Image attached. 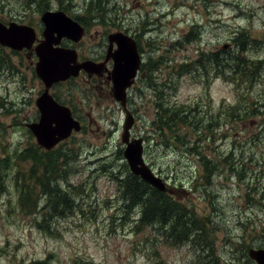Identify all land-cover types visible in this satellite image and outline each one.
Returning a JSON list of instances; mask_svg holds the SVG:
<instances>
[{
    "label": "rangeland",
    "instance_id": "374dc122",
    "mask_svg": "<svg viewBox=\"0 0 264 264\" xmlns=\"http://www.w3.org/2000/svg\"><path fill=\"white\" fill-rule=\"evenodd\" d=\"M89 1L63 0L61 7L52 2L48 9L61 8L70 17L82 16ZM109 3L111 15L106 12V25L96 23L100 20L96 17L90 21L92 27L80 43L85 54H95L93 48L104 35L101 32L129 30L136 37L140 35V45L148 53L146 58L159 66L157 73L150 75L151 83L156 79L161 86L173 80L176 90H165L171 101L198 104L204 126L208 120L218 124L213 137L209 132L204 133L210 142L203 137L199 142L201 154L218 161L219 170L204 182L199 180L201 169L196 156L184 150H164L157 145L154 128L149 125L155 118L153 93L135 92L129 105V111L134 114L132 136L145 135L148 141L144 148L145 162L168 186L182 190L180 197H175L179 203L188 206L198 220L205 222L206 228L210 225L214 228L216 259L202 257L200 264H255L247 253L251 248H264V107L259 108L260 114L254 118L225 125V113L219 114V109L224 100L234 105L238 92L231 83L214 78L215 69L220 75L227 69L223 62L215 67L212 60L208 62L211 66H208L207 82L203 75L175 77L172 71L187 60H197L199 52L204 57L215 51L224 54L230 50L236 54L233 44L238 32H243L248 36L246 57L255 64L262 62L259 78L253 82L249 96L264 105V0H109ZM33 4L0 0V22L38 27L42 13ZM97 10L103 12L102 8ZM189 34L195 35L191 42ZM220 56L222 59L223 55ZM23 60V65L18 66L21 73L0 72V106H4V109L0 107V143L19 149L37 144L25 127L28 123L25 113L30 107L24 106L25 111L17 118L12 113L15 109L12 103L21 104L26 95L23 84L29 86L26 90L33 101L41 87L37 78H31L29 61L25 57ZM85 87L80 91L77 84L70 83L57 88L66 104L85 118V130L57 146L62 153L69 154L68 186L82 185L84 189L77 201H82L80 209L73 208L67 216L53 219L52 233L46 235L34 225L33 217L16 209L17 193L11 182L5 180L8 197L0 194V264H29L46 258L52 264H75L78 260L95 264H196L195 254L187 244L174 246L165 239H157L155 250L150 242L152 230L133 232L132 221L121 214L118 179L130 173L120 138L125 113L110 100L106 90L90 89L91 93H86ZM245 87H241L243 94ZM227 154L232 159L224 163ZM26 162L27 167L33 165L30 158ZM230 165L233 172L229 171ZM243 169L245 174L241 179L232 176ZM59 184L62 186V182Z\"/></svg>",
    "mask_w": 264,
    "mask_h": 264
},
{
    "label": "trees",
    "instance_id": "16d2710c",
    "mask_svg": "<svg viewBox=\"0 0 264 264\" xmlns=\"http://www.w3.org/2000/svg\"><path fill=\"white\" fill-rule=\"evenodd\" d=\"M22 1L31 5L35 3L36 7L40 9V13L48 9L52 2L59 4V7L63 2V0ZM109 5V0H90L86 10H83L84 15L74 16V18L86 28L92 26L90 21H94V17L100 19L95 21L96 23L106 25V12L107 15H111L108 11ZM97 8H102L103 12L100 13ZM92 10L93 14H91ZM188 36L190 37L189 42L192 41L191 38L195 37L193 34ZM247 42L248 36L243 32H238L233 44L236 47V54L230 50L223 54V65L227 68L223 70V78L225 82L234 85L238 92V98L234 105L226 104L225 100L221 104L219 114L224 111L225 125L254 118L260 114L259 108L264 107L261 100L251 99L249 96L253 82L259 78L262 62L259 61L255 64L246 57ZM215 62L218 65L219 62ZM207 64L206 57L199 52L197 60H187L186 63L178 67V70H173L172 74L175 77L191 74L209 77L208 66H211V63ZM215 70L217 71V69ZM244 86H246L245 94L241 91V87L244 88ZM176 88V83H173V80H170L169 84L163 82L160 86V98L154 105L155 118L150 123L154 128V138L159 141L157 145L164 150H184V153L196 156L198 167L201 169L199 180L207 182L219 170L216 167L218 161L213 162L208 155L201 154L202 146H199V142L202 137L204 141L210 142V138L206 137L204 133L209 132L211 136L214 129L218 128V124L208 120L209 123L204 126V118L199 117L201 114L198 104L182 105L171 101L167 96L170 94L165 90L172 91ZM237 110L239 113H235ZM188 131L191 133L189 134ZM0 151V194L8 197L5 180L10 181L12 189L17 193L16 209L33 217L34 225L44 234L51 235L50 225L54 224L53 219L67 216L72 213L73 208L79 207L80 209L82 201H79L80 204L77 201L83 195L84 189L82 185L69 187L67 184L69 178L67 169L69 154L67 152L62 153L60 147L45 152L36 145L19 149L17 146L11 147L9 144L2 143H0ZM72 151L74 150L70 149V152ZM27 158L32 160L33 165H30L32 167L26 166ZM230 159H232L231 154L228 155V158L223 159V162H228ZM232 170L230 165L229 171L233 172ZM234 174L238 179H241L245 172L243 169L241 172H234L232 176ZM125 175L124 178L118 179V200L121 205V214H124L133 223V232L145 228L152 230L154 235L150 237L152 240H149L155 250L157 239H165L174 246L187 244L195 254L196 264H200L199 261L202 260V257L216 259L213 255L214 228L212 225L206 228L203 220H198L193 215V211H189L188 206L186 207L176 200L180 197L179 193L182 190L171 188L170 191L176 195V198L173 199L172 195L156 191L129 172ZM60 182H62V186L59 184ZM209 224H211L210 221ZM204 253H206L205 256H203ZM50 261L48 258L37 259L32 260L29 264H52ZM75 264L95 263L78 260Z\"/></svg>",
    "mask_w": 264,
    "mask_h": 264
},
{
    "label": "water",
    "instance_id": "95a60500",
    "mask_svg": "<svg viewBox=\"0 0 264 264\" xmlns=\"http://www.w3.org/2000/svg\"><path fill=\"white\" fill-rule=\"evenodd\" d=\"M40 21L43 25V40L34 47L37 57L34 70L44 86V92L35 100L40 115L38 121L27 124L26 127L40 148L51 150L60 142L68 139L72 132H79L81 127L79 122L72 117L70 109L54 101L48 94V89L70 77H76L82 69L91 71L93 67L88 62L76 64L74 51L59 47L62 39L77 43L82 38L84 31L77 22L61 11H46L40 16ZM108 40L110 43L112 41L117 43V50L112 55L113 98L124 107L125 91L136 76L140 59L131 38L120 33L109 35ZM34 41L35 34L32 28L16 23L4 25L0 22V45L2 47L21 51L25 48L29 49ZM132 126L133 116L126 113L121 143L125 147L123 158L130 172L151 188L159 192L171 193L166 183L145 163L142 140L140 138L129 139ZM247 254L255 264H264V248H251Z\"/></svg>",
    "mask_w": 264,
    "mask_h": 264
},
{
    "label": "flooded vegetation",
    "instance_id": "af4514ba",
    "mask_svg": "<svg viewBox=\"0 0 264 264\" xmlns=\"http://www.w3.org/2000/svg\"><path fill=\"white\" fill-rule=\"evenodd\" d=\"M32 27V26H31ZM92 27V26H91ZM34 29V34H35V41L34 43L30 46L29 49H22L21 51H16V50H12L6 47H2L0 45V52L2 53H6L5 57L2 56V54H0V72L5 71V72H11L14 74L17 73H21V70H19L18 66L19 65H23V58L25 57L26 60L29 61V67L30 70L32 72L31 74V78L35 77L37 78V80L39 81L40 84V89L37 93V95H40L41 93L44 92V86L42 84V82L39 80V78L36 76L35 74V70H34V65L37 62V58H36V54L34 51V47L36 45H38L40 43V41L43 40L42 37V31H43V26L39 23L38 27L33 26L32 27ZM86 28H85V34L86 33ZM123 33L125 36H129L131 38V40L135 43V47L137 50V53L140 57V63H139V67L136 73V76L134 77L132 84L130 85V87H128L125 91L126 93V99H125V105L124 107H122V105L115 101V99L113 98V91H112V69H113V58L112 55L115 53V51L117 50V43L115 41H112V43L109 42L108 40V35L109 34H105L101 35V40L100 42L97 44L96 48L94 49V55L90 54V55H86L85 51H83L80 48V43L83 41V39L79 42V43H74L72 41H69L67 39H62L59 43V47L60 48H64L67 50H71L74 51L75 56H76V64H82L85 62H88L91 64L92 70L91 71H85L84 69L79 71V74L76 77H70L67 80L60 82L58 84H54L52 85L49 89H48V94L54 99V101H56L57 103H59L62 106L68 107L71 111V115L72 117L79 122L80 124V133L83 132V130H85V124H84V117L82 116H78L75 113V109L74 107H72L71 105L66 104V102L64 101V96L61 95V91H59L57 88H61L63 86L69 85L70 83H75L77 84V87L80 89V91H82V87L84 85H86L84 91L86 93H91L90 89L93 91V89H98L100 91L102 90H106L110 100H112L114 103H117L122 112L124 111V113H130L129 111V105H130V101L134 99L135 96V92H138V94L140 93H144L143 90L146 91H150L153 93V104L155 105V103L159 100L160 98V84H158V82L156 83V79L154 80V83H151L150 81V75L152 72L157 73L159 66L157 65L156 62H153L151 58L147 59L146 55L148 53H146L144 51V49L141 47V43H142V38L140 35H138L141 39H139V37H136L134 35H132L131 33H129V30H117V33ZM223 55V51H215V54L207 56L206 60L207 62H209V60H212L213 62V66H216V62L218 61V65H221L224 58ZM10 55V57L8 56ZM215 63V65H214ZM93 64H96L95 66H93ZM215 74H214V78L215 79H219L221 80V75L219 73V71L214 70ZM206 82L207 80H209V77L206 76ZM14 79H16V77H14ZM25 80V79H24ZM26 81V80H25ZM78 82H82V83H78ZM24 83V82H23ZM204 84V83H203ZM25 84H23V90L25 91L26 95L22 97V99L20 100L21 104H16V103H12V105L15 107L14 111L12 112L14 114L15 117H19L21 116V114L25 111L24 106H29V111L25 113V120L28 122H26L27 124H31L34 122H37L39 119V112L35 107V101H33L30 97H28L29 94V90H26L28 87L24 86ZM31 89V88H29ZM116 104V105H117ZM117 105V106H118ZM2 109H4V106H0ZM131 107V105H130ZM154 113V112H153ZM219 113H220V109H219ZM133 114V112H132ZM131 114V115H132ZM134 115V114H133ZM32 118V120L29 122V119ZM25 124V127L26 125ZM93 124V122H92ZM150 125V123H149ZM134 127V125H133ZM132 129L130 130V136L129 139L133 140L137 137H133L132 136ZM27 128V127H26ZM28 129V128H27ZM26 129V130H27ZM28 134H30V136L32 138L33 135L30 132V130L28 129ZM73 137V135L71 137H69L66 141L68 140H72L71 138ZM145 135L141 138L144 144V148H145V143L148 144L147 139H144ZM35 140V139H34ZM66 141L60 143L59 145L65 143ZM58 145V146H59ZM77 147H81L80 144H77ZM40 150L45 151V152H49L47 150H44L42 148H40L38 145H36ZM15 147V146H14ZM57 146H55L56 148ZM53 148V149H55ZM91 148H93V145H91ZM52 149V150H53ZM173 198L176 197L175 194L172 195Z\"/></svg>",
    "mask_w": 264,
    "mask_h": 264
}]
</instances>
